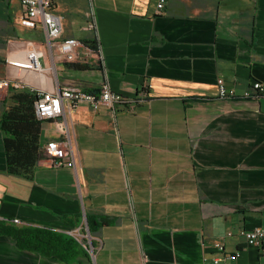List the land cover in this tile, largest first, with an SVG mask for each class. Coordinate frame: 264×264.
Returning a JSON list of instances; mask_svg holds the SVG:
<instances>
[{
    "label": "crops",
    "instance_id": "0c3cea01",
    "mask_svg": "<svg viewBox=\"0 0 264 264\" xmlns=\"http://www.w3.org/2000/svg\"><path fill=\"white\" fill-rule=\"evenodd\" d=\"M157 1L53 0L61 39L94 41L101 53L80 48L50 69L45 29L19 24L20 0H0V78L20 90L96 92L107 77L137 99L114 115L85 104L71 112L75 169L41 153L31 178L8 174L0 130V221L69 236L85 219L97 245L94 259L78 244L63 260L0 234V264H264V244L238 235L264 227V97L221 99L217 88L220 77L237 93L264 83V0H168L161 13ZM91 10L98 36L84 30ZM28 42L44 51L43 76L10 64ZM61 138L57 120L41 122V147ZM229 231L225 254L240 256L224 262L214 243Z\"/></svg>",
    "mask_w": 264,
    "mask_h": 264
},
{
    "label": "built area",
    "instance_id": "2783aa9c",
    "mask_svg": "<svg viewBox=\"0 0 264 264\" xmlns=\"http://www.w3.org/2000/svg\"><path fill=\"white\" fill-rule=\"evenodd\" d=\"M168 0L157 1V12L161 13L167 4ZM22 12L19 18V24L26 29H35L43 27L46 33L47 46L51 52L53 69L55 59H63L67 62H73L80 48L87 51L91 49L82 41L76 38L61 39L63 24L62 19L51 12L53 0H20ZM87 23L84 26L86 31H94L98 36L97 18L93 10L86 15ZM54 48L57 49L55 53ZM94 50V49H93ZM95 51L101 53V48L97 47ZM21 54L24 58L13 59L10 64L19 70L29 72L32 76H43L47 68L43 67L41 62L44 56L43 49L34 42H28L21 49ZM101 61L104 64V58L101 54ZM49 69V68H48ZM22 81H16L12 78H0V90L23 89ZM218 96L221 99H259L264 97V83L258 80L251 82L242 93H237L235 87H228L225 80L220 77L217 80ZM36 93L35 113L39 120H57L58 130L62 134L60 140H50L41 147V153L50 157L54 167H69L76 168V159L72 146L71 128L68 122V117L71 112L80 105H88L92 110L98 111L101 107L111 109L115 114L117 106H125L130 111H134L137 99L124 96L123 94L114 91L110 83L105 77L101 82L100 88L96 92L86 91L82 88L65 86L58 90L45 91L40 88L31 89ZM14 224H21L17 218L13 219ZM68 235L75 239L88 253L90 258H95L97 245L94 244V237L89 229L87 220L84 219L78 226L67 231ZM248 246L261 247L264 244V227H255L252 229H242L238 232ZM234 236L232 231H229L222 237V241H216L214 246L218 251L224 253L221 260L235 261L240 252L234 254H225V239ZM101 246V242L98 243ZM217 259L216 261H218Z\"/></svg>",
    "mask_w": 264,
    "mask_h": 264
},
{
    "label": "trees",
    "instance_id": "16d2710c",
    "mask_svg": "<svg viewBox=\"0 0 264 264\" xmlns=\"http://www.w3.org/2000/svg\"><path fill=\"white\" fill-rule=\"evenodd\" d=\"M83 43L91 49H97L94 41ZM36 99V93L29 89H11L8 92L7 101L0 116V130L4 135L8 174L31 178L40 159L42 121L35 113ZM89 229L92 230L90 223ZM0 234L14 238L22 249L38 251L63 260L75 254L79 244L72 237L52 229L33 226L18 227L4 221H0Z\"/></svg>",
    "mask_w": 264,
    "mask_h": 264
},
{
    "label": "rangeland",
    "instance_id": "374dc122",
    "mask_svg": "<svg viewBox=\"0 0 264 264\" xmlns=\"http://www.w3.org/2000/svg\"><path fill=\"white\" fill-rule=\"evenodd\" d=\"M45 62H46V60H45V59H43V60H42V63H43V64H45Z\"/></svg>",
    "mask_w": 264,
    "mask_h": 264
}]
</instances>
